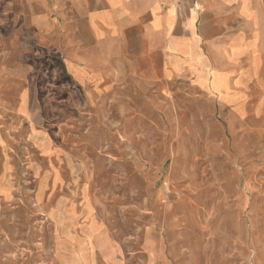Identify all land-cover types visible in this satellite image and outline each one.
<instances>
[{
  "label": "rangeland",
  "instance_id": "rangeland-1",
  "mask_svg": "<svg viewBox=\"0 0 264 264\" xmlns=\"http://www.w3.org/2000/svg\"><path fill=\"white\" fill-rule=\"evenodd\" d=\"M31 60L50 146L0 112V264H243V233L264 229L259 188L243 191L264 183L257 130L180 83L83 90L55 60ZM258 117L246 120L258 129Z\"/></svg>",
  "mask_w": 264,
  "mask_h": 264
},
{
  "label": "crops",
  "instance_id": "crops-1",
  "mask_svg": "<svg viewBox=\"0 0 264 264\" xmlns=\"http://www.w3.org/2000/svg\"><path fill=\"white\" fill-rule=\"evenodd\" d=\"M0 33V79L12 82L9 97L0 89V112L29 125L44 150L50 140L39 127L47 103L31 60L41 57L61 64L83 90L108 79L164 94L177 83L200 90L264 137V0H0ZM249 113L259 116L258 129ZM254 160L264 180V149ZM254 170L251 162L243 175ZM255 188L260 215L252 223L264 224V183L243 191ZM243 234L253 235L250 249L241 245L243 264H264V229Z\"/></svg>",
  "mask_w": 264,
  "mask_h": 264
}]
</instances>
